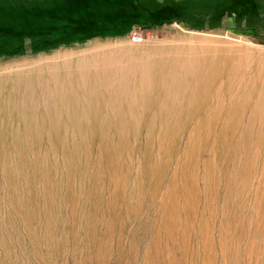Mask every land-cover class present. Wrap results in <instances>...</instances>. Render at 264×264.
I'll list each match as a JSON object with an SVG mask.
<instances>
[{"label": "rangeland", "instance_id": "obj_1", "mask_svg": "<svg viewBox=\"0 0 264 264\" xmlns=\"http://www.w3.org/2000/svg\"><path fill=\"white\" fill-rule=\"evenodd\" d=\"M136 31L144 42H131ZM198 39L264 51V0H0L7 80L49 74L102 46L143 59L154 47ZM193 108L163 153L141 120L113 143L86 129L83 140L59 144L21 136V153L12 151L9 127L0 129V264H264V142L256 144L255 127L251 152L226 134L210 155L218 138L211 122L194 136L187 163Z\"/></svg>", "mask_w": 264, "mask_h": 264}, {"label": "bare ground", "instance_id": "obj_2", "mask_svg": "<svg viewBox=\"0 0 264 264\" xmlns=\"http://www.w3.org/2000/svg\"><path fill=\"white\" fill-rule=\"evenodd\" d=\"M191 40L188 46H165L160 51L154 47L152 54L143 59L132 54L122 55L132 50L121 46H102L85 56L55 63L59 66L51 67L49 74L19 76L13 81L7 80L12 79L10 75L1 73L0 129L9 127V136L14 141L12 151L17 153L22 147L21 136L28 138V143L33 134H42L41 138L57 142L61 138L81 139L86 129L92 139L99 138L105 144L114 138L124 139L141 120L149 140L156 137L163 153L176 138L175 130L184 120V110L196 106L200 109L195 113L193 108L196 117H188L194 127L183 152L187 163L194 136L197 140L201 130L211 122L216 124L213 135L218 138L211 146L210 155H215L226 134H230L236 146L243 145L241 149L245 153L251 152L254 146L250 134L255 127L258 129L256 144L264 142V51L231 41ZM71 65L72 69L56 70ZM196 92L201 97L194 101ZM147 112L152 116L145 117ZM185 121L187 124L186 117ZM41 138L34 137L37 141ZM238 140L244 143L238 145ZM152 143L147 148L150 152ZM115 152L116 149H111L113 165L117 158L116 155L114 159ZM234 152L235 156L240 154ZM209 166H204L205 172Z\"/></svg>", "mask_w": 264, "mask_h": 264}, {"label": "built area", "instance_id": "obj_3", "mask_svg": "<svg viewBox=\"0 0 264 264\" xmlns=\"http://www.w3.org/2000/svg\"><path fill=\"white\" fill-rule=\"evenodd\" d=\"M143 40H144V36H143V33L140 31L134 32V34L131 37V42L134 44H139L143 42Z\"/></svg>", "mask_w": 264, "mask_h": 264}]
</instances>
